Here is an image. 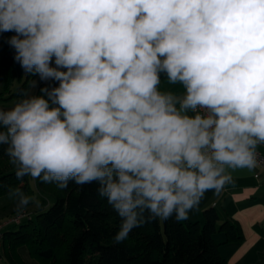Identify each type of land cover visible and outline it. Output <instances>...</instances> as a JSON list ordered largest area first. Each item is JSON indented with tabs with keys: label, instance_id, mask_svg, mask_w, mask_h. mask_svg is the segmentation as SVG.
<instances>
[{
	"label": "clouds",
	"instance_id": "1",
	"mask_svg": "<svg viewBox=\"0 0 264 264\" xmlns=\"http://www.w3.org/2000/svg\"><path fill=\"white\" fill-rule=\"evenodd\" d=\"M5 32L45 86L0 108V146L20 180L96 183L120 218L114 243L150 220H187L230 170L255 165L264 0H0ZM161 73L183 93L162 91Z\"/></svg>",
	"mask_w": 264,
	"mask_h": 264
},
{
	"label": "trees",
	"instance_id": "2",
	"mask_svg": "<svg viewBox=\"0 0 264 264\" xmlns=\"http://www.w3.org/2000/svg\"><path fill=\"white\" fill-rule=\"evenodd\" d=\"M6 38L0 48V102L20 100L34 76L26 74L14 61V49ZM53 84L55 82H48ZM41 83L36 91L40 95ZM6 145L0 146V196L10 190H28V177L20 180L16 166L7 156ZM4 161V162H3ZM39 189L53 198L45 209L2 229L0 261L6 264H28L18 249L25 245L29 254L41 264H225L214 238L222 232L223 242L241 241L239 223L231 218L221 220L213 206L203 210V220L177 221L154 219L134 228L126 241L114 243L120 218L98 195L96 183L77 185L69 182L66 189L36 179ZM1 264V262H0Z\"/></svg>",
	"mask_w": 264,
	"mask_h": 264
},
{
	"label": "crops",
	"instance_id": "3",
	"mask_svg": "<svg viewBox=\"0 0 264 264\" xmlns=\"http://www.w3.org/2000/svg\"><path fill=\"white\" fill-rule=\"evenodd\" d=\"M5 38L6 32L0 33V48ZM34 81H37V84ZM41 83L43 82L39 80V77L34 76L21 99L35 96ZM160 88L162 91H172L177 95L184 91L182 85H170L164 73H161ZM17 102H0V108L10 109ZM257 149L264 152V145L258 146ZM230 171L231 181L219 193L207 192L199 208L191 211L188 219L202 221L203 210L210 206L215 207L221 220L231 218L239 223L243 236L238 242H223L222 232L215 233L217 238L214 234L215 240L220 243L219 252L224 257L225 264H264V167L255 163L251 168H238ZM255 173L259 176L255 177ZM3 209H5L3 205H0L1 215L5 213Z\"/></svg>",
	"mask_w": 264,
	"mask_h": 264
},
{
	"label": "rangeland",
	"instance_id": "4",
	"mask_svg": "<svg viewBox=\"0 0 264 264\" xmlns=\"http://www.w3.org/2000/svg\"><path fill=\"white\" fill-rule=\"evenodd\" d=\"M28 186V190L25 191V194L29 197H35V200L39 202L38 206L34 201H30L26 207H20L19 201L15 196L10 195V193L4 194L0 196V205H3V208H5L3 209V212L5 213L2 212L3 215H1L0 213V223H3L4 221L16 215L22 210H25L26 212L34 216L37 209H45L49 206V204L53 202V198L50 195H48L43 190L37 187L36 179L28 177ZM15 227L16 225H10V228ZM215 237L217 238L218 236H216L215 234ZM18 251L22 259L25 260L28 264H41L36 258L32 257L29 254L25 245L20 246ZM0 262L1 264H6V262L3 260H1Z\"/></svg>",
	"mask_w": 264,
	"mask_h": 264
},
{
	"label": "built area",
	"instance_id": "5",
	"mask_svg": "<svg viewBox=\"0 0 264 264\" xmlns=\"http://www.w3.org/2000/svg\"><path fill=\"white\" fill-rule=\"evenodd\" d=\"M11 35H15L14 32H11ZM256 163L258 165H260L261 167H264V152H262L261 150L257 149L256 151ZM255 177H258L259 174L255 173L254 174ZM30 216V213L26 212L25 210L20 211L19 213H17L16 215L12 216L11 218L7 219L6 221H4L3 223H0V248H1V238H2V229L4 226L11 224V223H19L21 222L23 219L27 218Z\"/></svg>",
	"mask_w": 264,
	"mask_h": 264
}]
</instances>
